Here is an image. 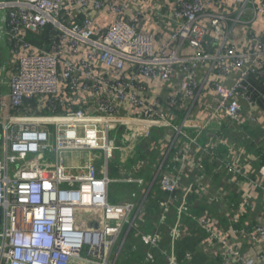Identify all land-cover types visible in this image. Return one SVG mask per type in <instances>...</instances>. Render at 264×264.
<instances>
[{
  "label": "built area",
  "instance_id": "built-area-1",
  "mask_svg": "<svg viewBox=\"0 0 264 264\" xmlns=\"http://www.w3.org/2000/svg\"><path fill=\"white\" fill-rule=\"evenodd\" d=\"M251 81L264 87V0H0V264H195L175 248L184 229L167 226L174 210L204 233L209 260L264 264V219L234 229L237 242L179 195L196 169L199 187L210 175L248 183L237 200L215 190L220 209L248 211L264 194V153L222 152L241 143L228 135L264 129ZM213 125L216 140L201 142ZM134 129L166 136V197L149 223L147 193L109 202V164ZM197 186L186 196L196 200ZM82 211L100 224L79 228Z\"/></svg>",
  "mask_w": 264,
  "mask_h": 264
},
{
  "label": "crops",
  "instance_id": "crops-1",
  "mask_svg": "<svg viewBox=\"0 0 264 264\" xmlns=\"http://www.w3.org/2000/svg\"><path fill=\"white\" fill-rule=\"evenodd\" d=\"M251 82L253 89L252 96L258 104L260 112L264 113V102L261 101V94L264 93V87L260 82ZM203 112L204 110L201 111L202 114ZM221 129L223 130V128ZM218 132L219 125H213L210 131L202 137L201 142L211 143L215 141L219 135ZM245 132V136L243 138H237L234 135L227 134L234 144L238 142L241 143L239 146H235L237 148H222L224 155H235V160H244L249 162L252 157H257L264 153V129L247 126L245 128ZM126 139L127 143L125 147L120 151V154L118 153L122 159V163L120 164V167L116 165L122 174V176L116 177L120 180L118 183L122 187L123 192L121 195L125 197L123 202L125 203L133 193H147L148 203L144 206L143 213L151 215H145V221H148L147 223L153 222V216L157 212L156 200L159 197L158 192L161 193L158 175L162 153H164L165 150L166 136H164L161 132L159 134L152 135L147 130L140 129V131L135 132L134 129L130 131V135L126 137ZM242 150L245 151V154L241 153ZM191 160L196 163L198 155L195 154ZM259 167L260 164L255 163L253 164V167L252 165L248 167V171L252 175H255V172H257ZM210 170H212V168H207V171ZM210 177H212V175H210ZM210 177L203 180L201 183L202 187H199L197 185L202 180L197 177V169L194 170L193 174L185 176L182 180V189L179 192L180 198L182 202L187 203V205L191 207V211L194 216L197 218L205 216L215 218L219 221L221 226L228 231V234L233 239L237 242H242L243 236L233 230L244 227L247 224L261 222L264 219V194L260 191H254L252 193L254 207L248 211H245L242 207L239 210L237 208L235 210L229 207V205L226 209H220L212 202V193L215 190H228L233 197H236L235 200H237L241 194L244 195L246 192L248 183L241 181L239 177L227 176L226 174L222 177H215L214 179ZM135 178L144 179V181H142V183H131L129 181ZM189 186H197L198 198L196 200L189 195L186 196L187 187ZM232 221H236V224L232 223ZM176 225H179V227L184 229L183 239L177 242L175 246L176 250H190L196 253L194 256L195 264H220L218 261L209 260L200 251L199 245L204 238V233L198 229L197 224L187 219L184 215L178 214L174 210L169 217L167 226ZM252 250L253 249L246 247L244 248V253L246 255H251Z\"/></svg>",
  "mask_w": 264,
  "mask_h": 264
},
{
  "label": "rangeland",
  "instance_id": "rangeland-1",
  "mask_svg": "<svg viewBox=\"0 0 264 264\" xmlns=\"http://www.w3.org/2000/svg\"><path fill=\"white\" fill-rule=\"evenodd\" d=\"M119 154H117L115 156V158L109 164V175H110L111 179L113 180L110 184V187H109V202L114 203V204H123L124 203L123 200L125 198L124 196L121 195L123 192L122 187L119 185L118 181L116 180L117 177L122 176L121 171L118 168V167H120V164L122 163V159L120 158ZM116 165H118V167ZM115 171H118V172H115ZM87 213L88 212H86V211H82L79 214L80 215H82V214L87 215ZM86 215H83L84 217L82 218V221L81 220L77 221L79 228L87 230L93 225H99L100 224V221H101L100 215H94V218H92V219H91V217L86 219L87 218ZM181 251L177 250V253H179ZM82 255L84 257L87 256L85 252H83ZM72 264H81V263L73 261Z\"/></svg>",
  "mask_w": 264,
  "mask_h": 264
},
{
  "label": "trees",
  "instance_id": "trees-1",
  "mask_svg": "<svg viewBox=\"0 0 264 264\" xmlns=\"http://www.w3.org/2000/svg\"><path fill=\"white\" fill-rule=\"evenodd\" d=\"M158 193H159V197H160V198L158 197V199H163V198L166 197V195H164V194H162V193H160V192H158ZM150 200H151V198H150ZM147 203H148V200H147ZM83 215H86V214H82V215H80V216L78 217V220H81V221H82V218L84 217ZM94 215H99V214H96V213H87V215H86L87 218H86V219H88L89 217H91V219H92V218H94ZM148 215H149V214H148ZM136 241H137V240H135V239L132 238V233H130L129 236H128V242H127V247H126V248L128 249V251H129V250L131 251L132 246H133V244H135ZM144 251H145V248L139 246V247H138V254L135 255V257L140 256V258H141V257L143 256ZM182 253H183V252H179L178 254H179V255H183ZM120 262H122V264H136L135 262L128 263V262L124 261L123 258H121ZM123 262H124V263H123ZM157 264H165V263H164L163 260H160V259H159L158 262H157Z\"/></svg>",
  "mask_w": 264,
  "mask_h": 264
}]
</instances>
